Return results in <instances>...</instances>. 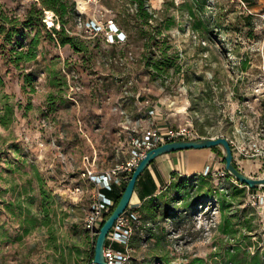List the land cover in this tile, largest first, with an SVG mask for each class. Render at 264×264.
I'll return each mask as SVG.
<instances>
[{
    "label": "rangeland",
    "instance_id": "1",
    "mask_svg": "<svg viewBox=\"0 0 264 264\" xmlns=\"http://www.w3.org/2000/svg\"><path fill=\"white\" fill-rule=\"evenodd\" d=\"M70 1L79 48L62 44L54 10L32 20L42 0H0V264H89L96 235L85 219L96 190L84 186L80 200L71 193L83 183L84 156L98 153L97 164L115 168L113 150L130 148L135 124L150 125L152 110L171 126L190 122L206 137L257 144L244 170L264 177V9L247 0H146L154 19L143 24L134 0L91 1L85 21L113 19L128 33L113 46L86 31L80 0ZM46 10L58 16L53 27ZM148 45L158 70L145 60ZM203 177L158 196L159 217L138 223L130 264H161L165 255L223 264L235 253L264 264V198L252 196L264 188ZM148 227L164 234L161 248Z\"/></svg>",
    "mask_w": 264,
    "mask_h": 264
},
{
    "label": "built area",
    "instance_id": "2",
    "mask_svg": "<svg viewBox=\"0 0 264 264\" xmlns=\"http://www.w3.org/2000/svg\"><path fill=\"white\" fill-rule=\"evenodd\" d=\"M87 6L91 1L85 0ZM246 5L245 0H240ZM78 1V11L80 13V22L86 25V31L93 36L103 34L106 37V41L109 44H123L128 40V33L122 29L119 24L113 19H108L106 23L103 21V17L99 18L98 15L84 20L87 13L86 8H80ZM46 22L49 27L56 25L57 14L54 11L46 10ZM53 14L52 16L50 14ZM53 20V21H50ZM61 28V24H59ZM156 110H152L151 114H155ZM202 137L201 133L197 130L195 125L190 122L181 123L174 126H158L151 125L144 128L139 134L132 137L131 146V158L128 161L119 163L115 168L100 172L97 170L98 154H86L83 159V165L80 171V178L84 180L83 183H77L71 188V193L74 194L75 200H80L84 197L85 187L88 185H94L95 193L93 194L92 203L85 219V225L87 230L93 235H98L102 224L108 218L110 212L115 206V201L108 197L104 189L112 190L115 185H123L126 180H129L140 164V162L147 156L148 152L162 144L183 141V140H195ZM229 138V137H228ZM234 150L235 163L243 170L244 158L250 156V149L257 148V144L253 147L246 146L244 142H241L239 138H229ZM244 171V170H243ZM204 176L214 180L215 182L221 180H227L230 177L226 168L215 170L210 165L205 168ZM232 181L237 182L235 178ZM253 199L262 200L264 194H252ZM141 222V216L138 211L127 209L119 219L115 222L111 229L107 242L105 245V258L108 264H128L132 260V248L131 242L133 235L135 234L138 223ZM116 243H120L125 247V250H118L115 247Z\"/></svg>",
    "mask_w": 264,
    "mask_h": 264
},
{
    "label": "crops",
    "instance_id": "3",
    "mask_svg": "<svg viewBox=\"0 0 264 264\" xmlns=\"http://www.w3.org/2000/svg\"><path fill=\"white\" fill-rule=\"evenodd\" d=\"M251 2L255 4V7L257 9H264V0H251ZM152 120L153 122H151L150 125L146 127H149L151 125H158L162 127L170 126L160 115L159 110L158 111L156 110V113L154 114ZM135 126L137 127H134V130L137 131L132 133V136L139 134L144 128H146L143 126L142 128H140V126H138V122L137 124H135ZM218 148L219 150H214V148L187 149V150H181L159 156L157 159L154 160V162L150 165V167H148L139 178L133 198L131 200L128 209L138 211L142 219L141 221L142 225L146 227L147 225L145 222L146 220L145 216H147L148 212L150 211L149 210V208H151L150 206H153L154 197H158L161 193H163L169 186H171V184L178 177L182 176L186 178H199L200 176H204L205 168L208 165H210L212 169L215 170L226 168V165H224V163L222 162L224 159V156L222 155V153L224 154V150H222L223 149L222 147H218ZM130 150H131V146L130 148L119 147L117 148V151L116 149L113 150L115 156L114 160L117 161L116 163H114V166L118 165L119 163L128 161L131 158ZM91 154H98V153H91ZM244 169H245V164L243 170ZM97 170L100 172H106L111 169L101 167L100 164H97ZM246 173L248 174L247 171ZM237 184L239 185L240 183L237 181ZM127 185L128 184L126 183V187ZM88 186L94 187V185H88ZM240 186L248 187L243 184ZM248 188L251 192H254L250 187ZM119 192H122V188H119ZM142 232L144 233V228L142 229ZM115 247L118 250H125V247L120 243H116Z\"/></svg>",
    "mask_w": 264,
    "mask_h": 264
},
{
    "label": "trees",
    "instance_id": "4",
    "mask_svg": "<svg viewBox=\"0 0 264 264\" xmlns=\"http://www.w3.org/2000/svg\"><path fill=\"white\" fill-rule=\"evenodd\" d=\"M247 1L251 2V0H247ZM134 2H138V13H137L138 17L137 18H140L142 20L143 24H149L150 21H152L154 19V14L147 8L146 0H134ZM42 4H43V7H41V6L37 5V4L34 5L33 9L31 10V13H30V17L32 16V20L37 19V18L39 20H43L45 18V13H44V9H43L44 7H46L47 9L54 10L59 15L60 23L62 25L61 28L54 27V30H55V33L59 35L62 44L63 45L71 44L73 47L79 48L78 41L76 39L77 37L71 35V30L68 29V26H67V23L69 22L70 19L78 16L77 13H76V9H75L76 8L75 2L71 3L70 0H42ZM67 16H69V18H66ZM131 18H132L131 15L127 14V15H125V17L122 20L123 25L126 26L127 28L130 25ZM137 22H139V19H138ZM170 27H171V23H168L167 28H170ZM121 28L124 29L122 26H121ZM145 34H149L150 38L154 37V36H152L153 35V31L147 30L145 32ZM98 36H100V35H98ZM111 45L118 46V45H121V44H111ZM153 48H154V45H148L149 51L145 55V60L147 62V65H151V66H152V64H154L153 63L154 59H153V56H152L154 54ZM153 66L157 70L160 68V66L157 65V64H154ZM3 83H4V79L0 75V85L3 84ZM8 111H12V107H8ZM9 120H10L9 116L6 115L3 118L2 122H3V124L7 125L9 123ZM214 150H219V148L215 147ZM222 155L224 156L223 153H222ZM193 179L194 178H186V177H184V179L180 183H177L176 181H174L171 184V186L175 189V191H182L183 189L186 188V186L188 184L193 182ZM203 179L206 180V179H209V178L204 176ZM232 179H233V177L230 176L229 180H232ZM129 180H126L123 183L122 186L115 185L112 190L104 189L105 194L115 201V206L113 207L112 211L119 204V202H120V200H121V198H122V196H123V194L125 192L126 183L128 184ZM217 182H219V181H217ZM119 188H122V192H119ZM258 189L259 188H255V189L252 188V191H256ZM160 195L164 196L165 193L163 192ZM158 199H159L158 197H154L153 206H150L151 207V208H149L150 211L148 212L147 216H145V219H146L145 222L146 223H152V222L156 223L155 219L157 217H159L157 215V213H156L157 208L159 207V205H157L156 202H160V201H156ZM185 199H186V197H184L183 200H185ZM190 207H192V205ZM188 209H190V208L188 207V208H186L183 211H188ZM112 211L110 212V214L112 213ZM168 211H169V209L165 208V212H166L167 216H168V214H170V212H168ZM176 216H171L170 215V218L171 217H176ZM146 232L151 238L156 240L158 248H161L160 246L163 244V240H164L163 235L164 234L163 233H159V232H155L154 229H151L150 227H148L146 229ZM97 238H98V235H96V238H95V243H94L95 246H96ZM95 246L93 248L92 254L90 255L89 264H92V262L94 260V257H95ZM158 261L161 262V264H174L173 260H171L166 255H165V257L163 256V258L159 259ZM253 263L254 264H262L260 257L259 256L255 257L254 260H251L249 258H238V254L235 253L233 255L229 254L228 257H227V260L224 261L223 264H253ZM181 264H206V261H205V259H203L201 257H196V258H194L192 260H189L187 262H183Z\"/></svg>",
    "mask_w": 264,
    "mask_h": 264
},
{
    "label": "water",
    "instance_id": "5",
    "mask_svg": "<svg viewBox=\"0 0 264 264\" xmlns=\"http://www.w3.org/2000/svg\"><path fill=\"white\" fill-rule=\"evenodd\" d=\"M222 147L224 150V160L226 162V169L230 176L235 178L241 184L250 187L251 189L255 188H264V177H253L242 169H240L235 163L234 150L231 145V142L226 136L218 137H202L195 140H183V141H173L169 143L162 144L152 150H150L147 156L140 162L135 171L133 172L128 185L125 189V192L119 202V204L114 208L112 213L105 220L103 225L100 228L98 238L95 246V257L92 264H108L105 258V245L107 242L108 235L113 228L115 222L119 217L126 212L128 209L131 200L133 198L137 182L144 171L150 167V165L157 159L159 156L177 152L187 149H207Z\"/></svg>",
    "mask_w": 264,
    "mask_h": 264
},
{
    "label": "bare ground",
    "instance_id": "6",
    "mask_svg": "<svg viewBox=\"0 0 264 264\" xmlns=\"http://www.w3.org/2000/svg\"><path fill=\"white\" fill-rule=\"evenodd\" d=\"M79 6H80L81 9L82 8H86L87 7V2L85 0H80Z\"/></svg>",
    "mask_w": 264,
    "mask_h": 264
}]
</instances>
